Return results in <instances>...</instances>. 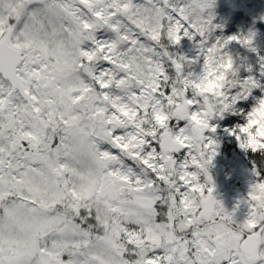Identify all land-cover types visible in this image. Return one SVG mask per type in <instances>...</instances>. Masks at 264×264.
I'll return each instance as SVG.
<instances>
[{"label": "snow or ice", "instance_id": "1", "mask_svg": "<svg viewBox=\"0 0 264 264\" xmlns=\"http://www.w3.org/2000/svg\"><path fill=\"white\" fill-rule=\"evenodd\" d=\"M214 3L0 0V264H264V170L241 222L208 172L211 121L258 87L230 79L252 38L213 40ZM197 36L190 78L158 49ZM240 114L264 152V97Z\"/></svg>", "mask_w": 264, "mask_h": 264}, {"label": "trees", "instance_id": "2", "mask_svg": "<svg viewBox=\"0 0 264 264\" xmlns=\"http://www.w3.org/2000/svg\"><path fill=\"white\" fill-rule=\"evenodd\" d=\"M207 12H210L214 17L213 25L215 27L211 33L213 40L223 41L233 36L240 39L249 36L252 38L251 46L239 43L238 40H231L223 48L222 54L233 60L234 75L230 79L235 80L239 85L252 77L260 89L258 87L254 89L249 99L242 102V107H238L235 114L226 113L223 118L214 119L211 123L212 126L216 127V133L220 134L221 138V144L218 146L220 151L216 152L217 161L222 166L228 167L233 158L241 160L246 167L244 177L250 176V183L252 184V179L258 177L260 171L264 170V152L256 153L242 148L240 141L230 134V130L244 122L240 113L249 111L255 106L259 97L264 94V0H215L213 7ZM190 40L189 46L187 43L186 46H183V41L178 45L165 41L164 47L158 50L167 51L169 56L181 62L184 76L195 78L203 70L201 38L197 36ZM160 59L165 63L172 77L175 78L174 66L171 65L167 57L161 55ZM209 134L215 133L209 131L207 135L209 136ZM202 182L204 181L202 180ZM239 186H242L241 181H239Z\"/></svg>", "mask_w": 264, "mask_h": 264}, {"label": "rangeland", "instance_id": "3", "mask_svg": "<svg viewBox=\"0 0 264 264\" xmlns=\"http://www.w3.org/2000/svg\"><path fill=\"white\" fill-rule=\"evenodd\" d=\"M182 41L183 46H186V43L188 46L191 44V40L187 37L182 38L181 42ZM258 89H260L259 86ZM261 97H264V94L259 98ZM211 123H213V120L211 121ZM214 133L215 134H209V136L206 134V136L210 137L212 140L215 141L217 145L215 151L218 153L220 151L218 146H220L221 144V138L220 134H217L216 132ZM221 137L223 138V136ZM215 160L216 162H214ZM245 168V164L241 160H237L234 158L232 160V163H230L228 167H224L217 161V155L214 156L211 164L208 167L209 175L212 177V186H214V192L217 195L222 194L223 199L232 201V206L234 207L232 209L233 211L245 212V215L239 213L238 215H234V218L238 222L243 221L249 212V206L246 201L252 184L250 183V176L244 177L246 174ZM201 179L204 181L203 177ZM220 181L226 182V185L222 188H219L218 186ZM239 181L242 182V186H239ZM242 187L246 190H244ZM244 198H246V200H244Z\"/></svg>", "mask_w": 264, "mask_h": 264}, {"label": "flooded vegetation", "instance_id": "4", "mask_svg": "<svg viewBox=\"0 0 264 264\" xmlns=\"http://www.w3.org/2000/svg\"><path fill=\"white\" fill-rule=\"evenodd\" d=\"M258 177L252 179V184L254 183V181L257 179ZM221 183V182H220ZM220 183L218 184L219 185V188H222L225 186V182L224 184H221ZM213 195L214 197L218 200V201H221V204L223 205V207L225 208L226 211L230 212V213H233L234 215H238L239 214H244L245 215V212H237V211H233L232 209L234 208L232 205H233V202L232 201H229L227 199H223V196L222 194H216L215 192H213ZM223 199V200H222ZM237 199H240V198H237Z\"/></svg>", "mask_w": 264, "mask_h": 264}, {"label": "water", "instance_id": "5", "mask_svg": "<svg viewBox=\"0 0 264 264\" xmlns=\"http://www.w3.org/2000/svg\"><path fill=\"white\" fill-rule=\"evenodd\" d=\"M206 134V133H205ZM223 184V182L220 183V185Z\"/></svg>", "mask_w": 264, "mask_h": 264}]
</instances>
